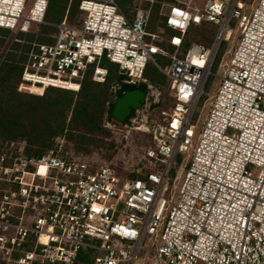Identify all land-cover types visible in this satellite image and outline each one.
Returning <instances> with one entry per match:
<instances>
[{
  "label": "built area",
  "instance_id": "obj_1",
  "mask_svg": "<svg viewBox=\"0 0 264 264\" xmlns=\"http://www.w3.org/2000/svg\"><path fill=\"white\" fill-rule=\"evenodd\" d=\"M168 7L167 37L148 30L146 9L130 15L117 0H79L52 24L50 41L31 42L20 90L79 92L88 74L107 81L106 63L121 76L114 100L153 85L149 64L175 88L170 114L150 131L141 176L121 180L113 167L53 151L0 154V264H264V0ZM48 8L49 0H0V27L30 32L48 24ZM233 20L238 42L206 110ZM203 22L215 27L210 42L186 45Z\"/></svg>",
  "mask_w": 264,
  "mask_h": 264
},
{
  "label": "rangeland",
  "instance_id": "obj_2",
  "mask_svg": "<svg viewBox=\"0 0 264 264\" xmlns=\"http://www.w3.org/2000/svg\"><path fill=\"white\" fill-rule=\"evenodd\" d=\"M53 5L50 6L49 19H47L48 24H34L31 27L30 32L20 33L13 32L7 29H0V76L4 75L1 69L3 64L9 59V55L12 53V48L15 43H20L21 45L26 44L27 40H42L50 41L51 35L54 33L55 28L52 25L57 23L63 16V12L57 11L59 7H65L66 9L70 8L72 11H76L77 3L79 0H52ZM122 8L132 13L137 8H143L151 12L150 16V28L152 31H158L162 35L167 37L168 31L163 27L164 13L168 11V3L172 0H117ZM204 0H194V6L191 7L192 10L197 9L201 11L203 8ZM232 26L237 29L236 37L233 41L225 43L223 48L213 66V73L206 85V92L208 93V99L204 100V107L208 110V103L215 96L220 84L221 79L218 76L222 75L224 67L222 64L225 61H228L232 51L227 53V49L233 48L236 46L239 37V29L237 25V20L232 21ZM202 30V29H201ZM215 32V27L209 25L207 28L203 29V32L198 30V27H193L187 36L188 45L193 42L198 41V36L204 35L206 38L213 37ZM171 51H174V48L167 46ZM21 57V51H18V59ZM157 60L162 65L169 64L167 59L157 55ZM23 62V60H21ZM22 65V63H21ZM118 74L117 72H115ZM115 73L113 74V79L109 81L106 86H108V100L105 102V112L102 121V131L96 130L94 125L81 126L79 125L78 129L73 124V120L76 117L74 114V108L78 107V102L80 101V92H72L67 90L48 88L46 90H38L36 92H29L26 90H20L19 84L17 83V78L15 74L11 83L14 87L11 91L14 92V96L21 98L22 100L28 101L29 106L26 109L22 118L30 119L33 121L37 128H43L51 119L55 124L54 130L55 134L47 139V146L41 148L37 143H31L29 136H16L15 138H8L6 135L0 134V152L8 151H20V149L25 147H31V152L42 151V154H47L53 151L55 154L65 155L70 158L78 159L84 162L89 163L94 168L100 166H109L113 167L121 180L124 178L133 177L135 175L141 174L143 171V165L145 163L144 155L148 149L153 147L151 129L156 125L157 122L161 121L168 116L171 112V102L172 98L170 93L175 88V83H173L169 78L161 73L158 69H155L153 65L149 64L146 77L149 79V83H152L154 86L159 88L162 92L161 100L157 105H153L149 111L141 113V118L136 120L137 122L132 121L131 119L125 120L120 123L113 121L110 118V115L107 111L109 103L114 100V87L117 84V79L115 78ZM139 88H144L146 86L141 83L138 84ZM36 91V90H35ZM24 101V102H25ZM52 101L62 102L61 105L64 106V109L58 107V111L65 112V117L58 118V121L53 120L56 114L52 112L55 109L54 106H45L46 103ZM115 101V100H114ZM38 104L37 110L34 109V106ZM114 106V105H113ZM144 114V115H143ZM205 114V113H204ZM145 115L147 117H145ZM111 122V126L107 122ZM59 122H63L60 126H57ZM29 125V123H26ZM143 127V128H140ZM76 129V130H75ZM144 130V131H143ZM31 131V127L28 126L27 133ZM42 131V130H41ZM44 134V132H43ZM35 135V131L33 133ZM46 137L40 136L39 139H45ZM87 140L95 141L93 144L85 143L84 145L80 144L78 141ZM171 185H168V188L165 190V195L170 196L169 188Z\"/></svg>",
  "mask_w": 264,
  "mask_h": 264
},
{
  "label": "trees",
  "instance_id": "obj_3",
  "mask_svg": "<svg viewBox=\"0 0 264 264\" xmlns=\"http://www.w3.org/2000/svg\"><path fill=\"white\" fill-rule=\"evenodd\" d=\"M175 0H172L169 3H173ZM79 4V2L77 3V5ZM53 5V1L49 0V8L47 11V15H46V21L47 19H49V11H50V6ZM77 9V7H76ZM75 9V10H76ZM66 11L67 9L65 7H59L57 8V11H59L60 13L63 11ZM75 11H72V13H74ZM127 12V11H126ZM65 13L63 14L62 18L58 21L60 22L64 16ZM130 15H133L132 13L127 12ZM134 13V12H133ZM57 22V23H58ZM209 25V23L203 22L198 26V30L203 32L204 28H207ZM163 27L164 29H166L167 31H169V29L166 27L165 25V18L163 20ZM0 29H4L1 28ZM202 29V30H201ZM148 30L153 32L150 28V21H149V26H148ZM157 32V31H156ZM36 41L31 39L30 41L27 40L26 44L21 45L20 43H15L13 45L12 48V53L9 55V59L3 64L4 67H2L1 71L2 73L5 72L4 75L0 76V134L2 135H7L8 138H15L16 136H29L31 139V143H37L39 146H41V148H44L47 146V139L48 137H51L52 135L55 134V124L52 121V119L41 129L37 128L36 125H34L35 123H33V121H29L30 119H26V118H22L26 109L29 106V102L22 100L21 98H18L16 96H14V92L11 91L14 87H16V85L14 86L11 83V80L13 79V75L15 76V78H17V83L21 82V75H22V71L24 69V63L26 61L27 58V54H28V50L30 47L31 42ZM40 41V40H38ZM198 41L204 42V43H209L210 42V38H206L204 35H200L198 36ZM41 42H45L42 41ZM188 45V39L186 40ZM162 46L167 47L168 44L166 43H161ZM18 51H21V57L18 59ZM23 60V62L21 61ZM22 63V65H21ZM106 65L109 68V75H108V79L105 83H99L96 82L92 79L91 75L88 74L87 77L84 79L83 83H82V87L80 89V101L78 102V107L74 108V114H76V117L73 120V124L77 127H79V125L85 127L88 125H94V128H96V130L98 131H102L103 129L101 128L102 126V121H103V116H104V112H105V102L108 100V86H106V84L109 83V81H111L113 79V74L115 72L118 73V68L116 65H114L113 63H106ZM155 68V67H154ZM156 69V68H155ZM148 71V69H147ZM147 71L145 73V77L147 75ZM1 73V72H0ZM115 78L117 80L121 79V76L119 74L115 73ZM148 79V77H146ZM149 80V79H148ZM18 83V84H19ZM142 85L146 86L145 83H141ZM134 87H127V89L129 88H135ZM62 90V89H61ZM38 90H34V93L36 92V94H41L37 92ZM74 92V91H72ZM120 94V93H118ZM25 101V102H24ZM62 102L59 101H52L49 103H46L45 106H54L55 109L52 110L53 113H55L54 111H56V115L53 118V120H57L60 117H65L66 114L65 112H60L61 110L58 111V107H60L61 109H64V106L61 105ZM113 105H114V100H112L109 103V107L107 109L110 118L113 121H117L112 117V109H113ZM38 108V104L34 106V109L37 110ZM118 122V121H117ZM26 123H29V125H27ZM63 123V122H62ZM61 122H59L57 124V126H60V124H62ZM28 126L31 127V131L29 133H27V129ZM42 130V131H41ZM76 130V129H75ZM35 131V135H33ZM44 132V134H43ZM40 136H44L46 137L45 139H39ZM80 144L84 145L85 143L87 144H93L95 141H87V140H81L78 141ZM25 153L29 156H42L44 154H42V151H35V152H31V147H25L23 148ZM3 152H0V154ZM138 176H141V174H139Z\"/></svg>",
  "mask_w": 264,
  "mask_h": 264
},
{
  "label": "water",
  "instance_id": "obj_4",
  "mask_svg": "<svg viewBox=\"0 0 264 264\" xmlns=\"http://www.w3.org/2000/svg\"><path fill=\"white\" fill-rule=\"evenodd\" d=\"M162 92L154 85H147L144 88H128L114 101L112 117L122 123L132 114L140 118L141 113L149 111L153 105L161 100ZM144 115V114H143ZM145 117H147L145 115Z\"/></svg>",
  "mask_w": 264,
  "mask_h": 264
},
{
  "label": "bare ground",
  "instance_id": "obj_5",
  "mask_svg": "<svg viewBox=\"0 0 264 264\" xmlns=\"http://www.w3.org/2000/svg\"><path fill=\"white\" fill-rule=\"evenodd\" d=\"M140 128H143V127H140ZM144 131V130H143Z\"/></svg>",
  "mask_w": 264,
  "mask_h": 264
}]
</instances>
